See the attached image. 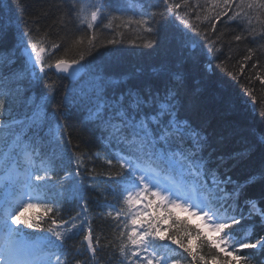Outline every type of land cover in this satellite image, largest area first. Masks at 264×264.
Instances as JSON below:
<instances>
[{
    "label": "snow or ice",
    "instance_id": "1",
    "mask_svg": "<svg viewBox=\"0 0 264 264\" xmlns=\"http://www.w3.org/2000/svg\"><path fill=\"white\" fill-rule=\"evenodd\" d=\"M70 7L77 31L87 29V34L55 42L47 33L37 38L32 29L22 31L17 51L10 49L11 56L0 59V80L5 81L0 91V264H70L66 242L81 233V246L94 256L99 237L94 241L85 181L100 177H108L101 182L110 186L103 191L94 187L102 195L105 191L112 194L111 201L105 197L103 206L115 222L114 241L121 264H183L184 260L188 264H241L247 257L234 253L264 251V235L252 242L244 231L245 226L254 231L257 224L264 230V207L259 206L264 204V193L259 201L249 199L246 188L255 178L241 184L228 174L229 161H238L239 156L213 158L209 139L181 115L178 84L163 76L125 84L102 74L101 66L93 64L105 52L115 55L119 49L108 46L125 43L124 31L119 29L133 25L139 29L137 39L127 42L140 40L152 47L159 44L153 37L166 34L169 25L179 21L188 45L208 55L221 51L217 43L223 34L212 40L208 31L210 27L216 33L222 17L245 29L246 35H235V41L264 39V24L260 31L253 26L254 19L264 17V0H204L203 4L201 0H162L161 10H154L160 6L151 0H80L79 6ZM205 9L207 14L202 15ZM205 21L209 27L201 28ZM98 27L114 35L101 39ZM9 30L0 26V34ZM199 36L207 41L206 48ZM21 53L22 61L13 67ZM254 55L255 50L249 48L243 60ZM192 58L195 62V54ZM257 64L259 60L253 68ZM49 70L67 74L72 81L81 71L90 76L88 90L66 92L64 100L82 111L100 133L108 171L89 169L68 149L71 141L66 140L65 125L55 114L49 115L44 102L55 92L53 85L29 103V95L8 84L39 83ZM258 78L264 85V76ZM244 91L255 106L252 89ZM73 164L74 170L69 171ZM71 201L79 203L80 211L64 219L63 206ZM181 212L197 217L200 223H191Z\"/></svg>",
    "mask_w": 264,
    "mask_h": 264
},
{
    "label": "trees",
    "instance_id": "2",
    "mask_svg": "<svg viewBox=\"0 0 264 264\" xmlns=\"http://www.w3.org/2000/svg\"><path fill=\"white\" fill-rule=\"evenodd\" d=\"M79 2L80 0H0V26L10 29L7 33L0 34V59L11 56L10 49L12 53L17 51L22 31L27 32L32 29L33 35L37 38L47 33L48 38L55 42L73 35L87 34V29L77 31V21L72 15L70 6L73 4L79 6ZM83 2L92 3L94 0H83ZM127 2L132 3L133 0ZM201 2L203 4L204 0ZM151 3L160 6L154 10H161L162 0H151ZM204 14H207L206 9L202 15ZM126 15H134V13L128 12ZM194 15L193 13V19ZM261 24H264V17L253 20V26L257 31L261 30ZM200 27L209 26L205 21ZM119 30L124 31L125 43L108 46L119 51L115 55L112 52H105L104 56H98L93 64L101 66L102 74L110 76L115 81H123L125 84L148 82L162 76L169 77L178 84L182 105L181 115L190 118L193 127L199 126L197 130L209 139L211 145L209 151L212 152L213 158L224 156L227 159L231 156H239L238 161H229L228 174L241 184L249 177H254L255 180L248 184L246 193L249 199L259 201L261 194L264 193V116L261 115L264 109V85L258 77L264 76V48L259 47L264 45V39L257 37L253 42L252 38L248 37L235 41V35L242 33L246 35L245 29L236 22L228 21L226 17H222L221 21L217 22L216 33H213L209 27V39L214 40L217 34H223L221 41L217 43V47L221 49L220 53L212 55L188 45V36L182 34L183 26L179 21L169 25L166 34L153 37L159 41V44L152 47L145 46L140 40H137L136 44L127 42L137 39L139 29L134 25L127 30L122 28ZM97 35L101 39H110L114 33L112 30H102L98 27ZM198 39L206 48L207 41L204 37L199 36ZM249 48L255 50V55L251 60L244 61L243 57L248 55ZM100 51L104 52V49ZM62 54L61 51L57 56ZM193 54H195V62H193ZM69 55H74V52ZM217 55L219 59L216 58ZM22 59L21 53L20 60L13 67H17ZM221 60L224 61L223 65ZM257 60L259 64L253 68ZM241 66L244 69L243 73L240 72ZM42 75L43 79L39 83L22 81L14 84L8 81V84L29 95V103L46 92L48 85H53L55 92L51 93L50 100L45 97L44 102L47 103L49 115L55 114L59 117V122L65 125L66 140L71 141L67 145L68 149L80 157L89 169L94 167L98 173L108 171L109 168L104 162L106 149L100 139V133L87 121L82 111L69 106L64 100L66 92L88 90L90 76L86 71H81L76 80L72 81L67 78V74H58L53 70ZM4 85L5 81L0 80V91L3 90ZM245 88H251L252 95L257 97L255 106L251 98L247 97ZM74 168L75 164L68 170L72 171ZM63 174V172L59 173L60 176ZM107 180L108 177H100L97 180L85 181V196L89 201L88 218L92 221L94 241L99 237L97 252L93 256L81 246L83 233L74 235L66 242L70 264H76L78 260L86 264H121L122 258L114 241L115 222L106 215L107 209L103 206L105 197L111 201L112 194L105 191L102 195L100 191L95 190V187L101 191L107 189L110 185L101 182ZM2 195L0 193V198ZM241 203L243 204V201ZM259 206L264 207V204ZM78 211H80L79 203L71 201L64 204L62 216L67 219ZM180 215L190 219L193 224L199 223L185 214L180 213ZM254 219L258 218L254 217ZM26 231L31 233L34 230ZM244 231L252 242L260 235H264V230H261L258 224L254 231L247 226ZM110 241L112 243H109ZM164 243L167 245L169 242ZM228 250L231 251V247ZM234 255L247 257V260H242L241 264H264V251L259 249H242ZM183 264H188V261L184 260Z\"/></svg>",
    "mask_w": 264,
    "mask_h": 264
},
{
    "label": "rangeland",
    "instance_id": "3",
    "mask_svg": "<svg viewBox=\"0 0 264 264\" xmlns=\"http://www.w3.org/2000/svg\"><path fill=\"white\" fill-rule=\"evenodd\" d=\"M197 219V218H196Z\"/></svg>",
    "mask_w": 264,
    "mask_h": 264
}]
</instances>
